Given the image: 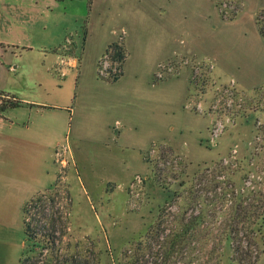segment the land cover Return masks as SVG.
<instances>
[{
  "label": "rangeland",
  "instance_id": "374dc122",
  "mask_svg": "<svg viewBox=\"0 0 264 264\" xmlns=\"http://www.w3.org/2000/svg\"><path fill=\"white\" fill-rule=\"evenodd\" d=\"M77 1L82 5L83 0ZM94 1L91 19L80 14L72 18L69 13H51L47 19L39 16L37 23L30 25L31 31L26 28L14 36L16 42L25 40L24 44L33 49L19 43L10 51L11 61L5 58L17 67L19 78L37 76L44 85L31 89L37 101L21 105L20 120L11 131L10 107L0 114V129L5 133H18L30 122L25 145L16 149L12 166L7 164V149L0 151V264H19L25 251H37L25 234L24 208L35 195L49 190L54 194L45 196L38 207L29 208V218L34 221L44 214V221L49 217L50 222L57 213L66 221L63 228L58 227L62 240L56 243L57 251L51 254L44 250L37 255L34 260L39 264L53 256L70 259L71 263L77 258L75 264H114L115 255L120 257L145 234L163 206L179 211L194 195L201 194L207 201L217 194L232 197L243 202V206L236 205L238 209L250 213L257 214L264 207V82L252 87L241 85L228 73L218 71L214 59L185 48V38L180 39L179 50L159 57L151 72L146 69L149 65L138 71L143 86L147 77L158 86L152 92H158L159 98L155 94L152 101L154 119L148 112L147 124L129 132L134 147L122 151L109 146L111 142L103 140L94 126L88 137L78 136V123L84 115L76 87L78 72L66 68L82 64L77 53L87 44L92 19L96 24L111 23L114 30V38L97 61V72L103 79L125 73L132 55L126 45L129 32L143 35L145 44L141 42L144 47L139 50L146 53H141V61L163 35L157 29L160 24L148 19V14L136 24L121 21V0H108L113 5V18L104 22L99 14L107 6L105 0ZM216 3L225 20L238 18L245 8L243 0ZM117 41L123 46L122 55L110 45ZM96 45L88 49L84 65L93 67L91 71ZM149 58L146 55V60ZM119 64L122 72L115 75ZM127 78L138 81L134 76ZM152 89L156 87L147 86L145 94ZM71 151L76 154V165H71ZM251 227L256 231L251 241L255 264H264V225L258 232L255 222L240 224L242 230ZM220 255L213 256L212 261ZM230 255L225 249L224 261Z\"/></svg>",
  "mask_w": 264,
  "mask_h": 264
},
{
  "label": "crops",
  "instance_id": "0c3cea01",
  "mask_svg": "<svg viewBox=\"0 0 264 264\" xmlns=\"http://www.w3.org/2000/svg\"><path fill=\"white\" fill-rule=\"evenodd\" d=\"M243 1L245 8L241 15L234 20H225L216 0H121L118 13L121 21L136 24L139 23V18L148 14V19L160 24L157 29L162 30L163 35L156 41L152 52L146 54L150 58L146 60L145 55L143 58L145 62H143L141 53L146 52L139 50L145 44L143 35L129 32L126 45L132 51V55L127 62L125 73L116 80L100 78L97 72V61L106 51L111 38H114L113 26L111 23L96 24L97 22L94 23L92 19L90 31L85 37L87 44L85 43L82 52L77 53L79 57H82L81 67L74 65V67L66 68L67 71L76 69L78 72L76 87L80 93V109L84 113L78 123V136L88 137L91 127L94 126L103 140L111 142L109 146L115 145L116 149L119 148L122 151L125 147H134L130 142L129 132H132L133 128L137 129L140 124H147L145 119L148 120L146 118L148 112H151V120L154 119L155 111L152 101L155 94L159 98L158 92H152L158 90V86L152 84L148 77L147 82H144L146 86H143L138 79V71H143L149 65L146 69L151 72L152 66L156 64L159 57L166 52L172 53V49L179 50L177 46L181 38H185L186 45H183L185 48L214 59L218 71L228 73L241 85L252 87L257 82H264V38L256 22L258 10L264 8V0ZM88 2L89 0H83L80 5L77 0H0V93L6 92V98H13L27 105L37 101L31 89L34 86L42 87L43 81L36 78L37 76H20L19 78L16 73L17 67H13L8 62L11 61L10 51L18 47L19 43H22L25 49H33L32 45L24 44L25 40L16 42L15 33H20L26 28L30 29V25L37 23L39 16L47 19L51 13H69L73 15L72 18L80 14L81 17L91 19L93 7L92 11L89 10ZM103 3L107 6L99 17H103L104 22H111L113 17L110 7L113 5L108 0ZM94 4H96L95 1L92 2L93 6ZM97 35L98 41L100 39L99 43L96 40ZM42 45L40 43V49H43L44 45ZM93 45H96L94 48L97 49V55L94 59V70L91 71L93 67L88 65L85 68L84 65L85 60L88 59V49ZM73 51L76 54L75 50ZM5 58H8V61ZM143 63L148 64L145 66ZM131 76L138 81L127 78ZM147 86L156 87V89L149 90V95H146L144 89L146 90ZM16 108H19V111ZM20 108L23 109L22 106L8 109L10 131L17 120H20L18 117L21 115ZM25 122L26 119L23 123ZM29 125L30 122L18 133L10 131L5 133L0 129V151L7 149L8 162L4 161L5 164L7 162L9 166H12L16 149L20 150L24 147ZM16 146L18 147L14 148ZM10 149L12 151L8 154ZM113 149L114 147L111 148ZM74 155L76 156L71 151L69 156L72 158L71 165L77 163Z\"/></svg>",
  "mask_w": 264,
  "mask_h": 264
},
{
  "label": "trees",
  "instance_id": "16d2710c",
  "mask_svg": "<svg viewBox=\"0 0 264 264\" xmlns=\"http://www.w3.org/2000/svg\"><path fill=\"white\" fill-rule=\"evenodd\" d=\"M92 2L93 0L88 2L89 10ZM256 22L264 38V8L258 10ZM110 45L118 49L119 54L122 55L123 46L119 41ZM121 76L122 73L112 80ZM3 94L5 93H0V103L2 100L0 114L8 107L23 105V102L5 98ZM52 194L54 193L50 190L41 192L24 208L25 234L28 241L34 242L37 251L34 254H27L25 251L20 258V264H30V261L37 255L40 256L44 250H48L51 254L57 251L56 243L62 240V237L57 235L58 227H64L66 217L55 213V218L52 217L50 222H48L49 217L44 221L46 218L44 214L42 218L34 217V221L29 218V208L38 207L45 196L51 197ZM177 195L176 192L175 196ZM201 196V194L192 196L190 203L188 201L187 206L179 211H172L171 206H163L156 221L147 228L145 234L137 241L131 242L130 248L125 249L120 257L115 255L114 264H255L257 256L254 254L251 241L256 231L253 227L242 230L240 224L255 222L259 227L258 232H261L264 225V207H261L262 210L257 214L250 213L249 210L238 209L237 206H243V202L232 197L225 198L217 194L207 201L201 199ZM226 201L230 204L226 205ZM193 202H197V206H192ZM58 220L59 224H57ZM225 249L231 251L227 261H224ZM218 254L223 257L222 263L219 256L216 261H212L213 256ZM53 257L45 260L43 264H75L77 260L73 258L71 263L70 259L60 260L57 256ZM38 262L34 260V264H39Z\"/></svg>",
  "mask_w": 264,
  "mask_h": 264
},
{
  "label": "built area",
  "instance_id": "2783aa9c",
  "mask_svg": "<svg viewBox=\"0 0 264 264\" xmlns=\"http://www.w3.org/2000/svg\"><path fill=\"white\" fill-rule=\"evenodd\" d=\"M118 66H120V67L115 69V73H114L115 75L118 74V72H120V73L122 72L121 64H119ZM168 69L171 70V69H172V65L169 66ZM161 72H162V71H161ZM118 75H119V74H118ZM158 76H159V78H162V77H163V74H162V73H158Z\"/></svg>",
  "mask_w": 264,
  "mask_h": 264
}]
</instances>
